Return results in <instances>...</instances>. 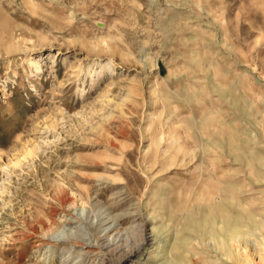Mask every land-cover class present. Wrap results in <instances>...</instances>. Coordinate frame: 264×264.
I'll list each match as a JSON object with an SVG mask.
<instances>
[{"label":"rangeland","instance_id":"1","mask_svg":"<svg viewBox=\"0 0 264 264\" xmlns=\"http://www.w3.org/2000/svg\"><path fill=\"white\" fill-rule=\"evenodd\" d=\"M220 206L264 221V0H0V264H167Z\"/></svg>","mask_w":264,"mask_h":264},{"label":"bare ground","instance_id":"2","mask_svg":"<svg viewBox=\"0 0 264 264\" xmlns=\"http://www.w3.org/2000/svg\"><path fill=\"white\" fill-rule=\"evenodd\" d=\"M205 208L207 221L192 225L188 237H177L174 251L170 249L175 252L174 261L167 264H264V221L257 222L252 210H242V216L236 217L221 206L218 210ZM190 237L197 240L191 241ZM141 250L132 249L128 260H134Z\"/></svg>","mask_w":264,"mask_h":264}]
</instances>
